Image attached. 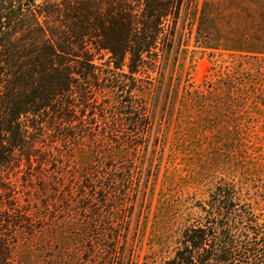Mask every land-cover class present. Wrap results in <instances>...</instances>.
<instances>
[{"label":"trees","instance_id":"16d2710c","mask_svg":"<svg viewBox=\"0 0 264 264\" xmlns=\"http://www.w3.org/2000/svg\"><path fill=\"white\" fill-rule=\"evenodd\" d=\"M208 7L0 0V264H89L92 238L131 219L136 206L148 210L154 198L155 221L184 222L191 208L201 211L164 264H264L260 188L257 197L246 193L251 183L264 185L256 132L249 141L253 132L238 130L230 169L205 154L207 130L178 120L161 178L154 148L145 182L138 180L158 115L169 129L188 101L215 95L174 76L186 29L197 47L246 54L235 68L237 111L264 106V36L216 44ZM257 18L264 22V6ZM218 170L230 180L194 203Z\"/></svg>","mask_w":264,"mask_h":264},{"label":"rangeland","instance_id":"374dc122","mask_svg":"<svg viewBox=\"0 0 264 264\" xmlns=\"http://www.w3.org/2000/svg\"><path fill=\"white\" fill-rule=\"evenodd\" d=\"M186 2L196 3L198 6L209 4L208 9L216 17L214 23L216 44L233 47L243 41L244 36L250 38L248 43L253 44L264 36V22L257 21L258 11L264 6V0H186ZM244 55L246 54H236L222 47L219 49L197 47L195 32L185 30V35L181 38L174 76L181 85L188 84L192 90H208L215 92L213 93L215 95L211 94L210 98L201 103L188 101L181 115L173 114V125L169 129L160 124V114L158 115L148 139L147 154L143 160L140 159L144 164L138 169V174L141 175H138V180H141V183L145 182L154 148L158 156L154 159L153 166L157 169L159 165L158 176L161 178L167 161L169 142L178 120L186 129L207 130L208 138L205 139L203 150L208 158L218 157L219 165H228L230 169L232 168L237 153L238 130L253 132L249 141L253 140L256 132L264 152V106L261 105L259 110L251 107L245 112L243 110V113H238L236 107V93L233 89L237 85L235 68L236 65L246 64L248 59ZM171 68L172 63L169 72ZM223 80L227 83L225 88L221 85ZM221 172L214 171L212 179L194 195V203L204 201L219 182L230 180L229 173ZM154 173L157 174V171ZM138 176L136 174V177ZM256 188H260L259 197L255 195ZM186 190L190 196L191 189ZM263 192L264 185L260 183H251L246 190L249 196L257 197L261 214H264ZM154 209L155 198L148 210L139 213L138 205L131 214H128L131 219L112 223L113 227L106 229L103 238H92L89 264H164L168 261L179 246L183 231L193 225L197 226L196 219L201 216V211L193 207L189 212V220L176 222L155 221ZM138 217L142 219L137 220Z\"/></svg>","mask_w":264,"mask_h":264}]
</instances>
